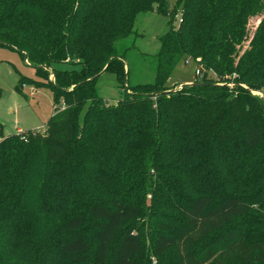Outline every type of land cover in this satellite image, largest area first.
I'll return each instance as SVG.
<instances>
[{
  "label": "trees",
  "instance_id": "16d2710c",
  "mask_svg": "<svg viewBox=\"0 0 264 264\" xmlns=\"http://www.w3.org/2000/svg\"><path fill=\"white\" fill-rule=\"evenodd\" d=\"M152 10L130 85L116 42ZM0 45L55 93L42 132L0 139V264H264V0H0ZM178 58L206 85L167 91Z\"/></svg>",
  "mask_w": 264,
  "mask_h": 264
},
{
  "label": "rangeland",
  "instance_id": "374dc122",
  "mask_svg": "<svg viewBox=\"0 0 264 264\" xmlns=\"http://www.w3.org/2000/svg\"><path fill=\"white\" fill-rule=\"evenodd\" d=\"M172 5V2L168 3L169 9ZM255 23L256 19H250L248 27L251 32ZM133 28L137 34L117 41L116 47L118 53L124 55V62L128 68V83L130 85L151 83L155 76L153 55L159 48V37L167 30V17L154 10L140 13L136 16ZM195 71L196 65L191 59L185 61L178 58L165 83L167 91L180 88L186 84L185 81L188 83L199 81L201 77L196 76ZM21 78L25 79L19 82ZM48 79L53 82L51 73ZM46 84V80L36 75L35 69L19 52L0 45V123L2 124L0 139L26 130L42 132L45 129L47 120L55 111L53 106L55 93ZM96 89L98 95L108 103H113L123 93L117 87L114 75L108 72L98 78ZM253 94L264 98V92ZM61 102V99L58 100L55 106H61ZM150 219L151 216L147 215L139 222L147 226ZM151 261L154 264L153 260Z\"/></svg>",
  "mask_w": 264,
  "mask_h": 264
},
{
  "label": "water",
  "instance_id": "95a60500",
  "mask_svg": "<svg viewBox=\"0 0 264 264\" xmlns=\"http://www.w3.org/2000/svg\"><path fill=\"white\" fill-rule=\"evenodd\" d=\"M25 58H26V54H25ZM93 78H95V77H93ZM93 78H92V79H93ZM190 84L201 85V86L206 85V84L203 83V82H202V83H186V84H183V85H190ZM183 85H182V86H183ZM226 85L229 86V85H231V84H226ZM254 92H258V91H253V93H254ZM261 99H262V101H263V103H264V98H263L262 96H261Z\"/></svg>",
  "mask_w": 264,
  "mask_h": 264
},
{
  "label": "built area",
  "instance_id": "2783aa9c",
  "mask_svg": "<svg viewBox=\"0 0 264 264\" xmlns=\"http://www.w3.org/2000/svg\"><path fill=\"white\" fill-rule=\"evenodd\" d=\"M195 75H196V76H200V77H201V75H200V73H199V71H198V70H196V71H195Z\"/></svg>",
  "mask_w": 264,
  "mask_h": 264
},
{
  "label": "crops",
  "instance_id": "0c3cea01",
  "mask_svg": "<svg viewBox=\"0 0 264 264\" xmlns=\"http://www.w3.org/2000/svg\"><path fill=\"white\" fill-rule=\"evenodd\" d=\"M184 83H188L187 81H185Z\"/></svg>",
  "mask_w": 264,
  "mask_h": 264
}]
</instances>
